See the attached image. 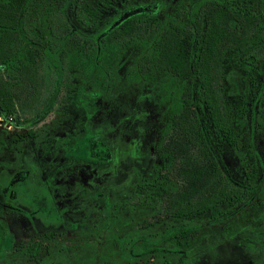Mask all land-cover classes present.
<instances>
[{"label":"trees","instance_id":"1","mask_svg":"<svg viewBox=\"0 0 264 264\" xmlns=\"http://www.w3.org/2000/svg\"><path fill=\"white\" fill-rule=\"evenodd\" d=\"M72 1L0 0V115L16 117L29 110V123L49 112H67L76 90L83 92L89 82L111 79L112 70L100 61L104 49L121 53L140 46L137 73L170 75L177 84L178 100L159 148L166 161L155 167L152 177L140 180L133 196L135 206L148 203L164 216V230L146 232L148 224L155 222H138L131 232L137 238L133 244L155 245L141 240L148 233L164 235L174 247L185 248L201 226L192 218L220 219L231 207L228 204L239 206L250 194L241 192V186L253 187L247 180L237 183L227 176L219 158L224 148L236 150L239 139L233 126V105L225 96V66L236 61L248 70L260 69L264 0H181L163 19L134 10L101 38L114 18L86 21ZM73 64L78 67L75 75ZM80 69H84V77ZM78 76L80 86L75 83ZM87 132L75 138L76 144L64 143L59 149L75 159L83 158L92 167L100 157V164H109L110 147L96 140V130ZM73 160L66 165H73ZM35 188L46 195L38 179ZM51 198L54 213L57 207ZM107 205L110 217L108 199ZM135 206L131 220L135 219ZM118 219L109 223L114 229L122 225ZM44 247L42 241H34L26 251L39 260Z\"/></svg>","mask_w":264,"mask_h":264},{"label":"rangeland","instance_id":"2","mask_svg":"<svg viewBox=\"0 0 264 264\" xmlns=\"http://www.w3.org/2000/svg\"><path fill=\"white\" fill-rule=\"evenodd\" d=\"M127 1L128 4L150 2ZM180 1L161 0L162 9L158 18L163 19L171 13ZM72 2L74 9L86 21L110 16L123 5L121 0ZM140 54L141 47L137 45L128 47L121 53L104 49L100 61L103 66L112 70L111 79L101 78L99 83L89 82L83 92L76 90V97L68 112L63 111L64 109L49 112L37 121L33 126L36 133L34 138L25 137L27 140L22 143L15 140L16 133H25L29 128L26 119L29 110L20 113L21 116L16 115L12 124L7 121L0 123V173L3 169L12 173L31 165L42 184L44 179L53 176L51 189L59 200V210L62 211H56L62 215L61 218H51L46 224L38 218L42 214L32 218L21 211L0 206V234L2 235L3 229L6 231L3 244L0 245V264H141L145 260H149L151 264H178L177 256L170 253L163 256L161 251L147 253L151 247L147 248L140 241L135 245L129 242L131 235L128 231L134 225L160 217L148 203L138 206L140 208L132 215H135L134 220L127 216L129 206L125 205L122 213L119 210L122 204L136 203L133 197L137 191L136 185L140 180L143 182L152 177L155 167L166 161L159 153V148L167 121L178 100L177 84L170 75L159 73L149 76L137 73ZM73 66L71 71L75 75L74 68L78 72V67L77 64ZM79 71L80 76L84 77V69L83 72L81 69ZM80 76L75 81L78 86ZM224 78L225 96L233 105V125L240 137L237 151L228 148L222 151L223 165L236 180L241 179V167L248 173L255 174L257 194L250 204L232 215H223L220 219L199 217L197 222L201 225L200 231L193 243L185 249L191 256L186 259V264L192 260L195 264H225L222 256H226V253L222 251L230 247L233 251L237 250L236 238L229 240V237L252 234L257 225L254 215L258 213V203L262 201L264 58L259 70H248L236 61H228ZM90 89L94 93L100 90L101 97H89ZM82 100H85L83 104ZM87 112L91 114L88 116ZM86 119L92 122L95 129L99 125L103 128L102 133L112 150V156L106 161L110 162L107 165L98 163L92 167L83 158H78L69 166L66 165L72 161L69 154L62 156L57 150L63 138L66 141V138L80 135L78 132L83 129ZM18 148L21 149L19 153ZM53 170L55 173L51 175ZM35 183L36 180H31L28 184L30 190H35ZM40 187L41 185L38 186ZM93 188L104 194L100 203L90 202L87 198L76 203V192L80 189L90 192ZM105 196L118 207L117 217L122 222L118 229L109 224L112 216L108 217ZM129 196L133 198L130 199ZM21 203L26 212L31 208L33 211L38 208L45 212L41 208L45 202L40 199L33 202V207L28 202L21 200ZM125 215L129 219L127 225L123 223ZM94 223H98L100 228L94 227ZM158 229L160 228L149 229V232H156ZM99 230L100 233L97 232ZM49 236L54 241L51 250L47 249L46 254L45 247L48 244L51 246L50 243L47 244ZM34 240L42 241L45 246L36 261L26 251L27 246ZM134 252L146 254L138 258L129 256Z\"/></svg>","mask_w":264,"mask_h":264},{"label":"flooded vegetation","instance_id":"3","mask_svg":"<svg viewBox=\"0 0 264 264\" xmlns=\"http://www.w3.org/2000/svg\"><path fill=\"white\" fill-rule=\"evenodd\" d=\"M122 2V7L113 12V14H111L110 16H112L114 19L112 22H109V24L106 26L107 28L112 25L118 18H120L122 15L128 13V11L132 10V11H136V12H147V13H153V14H159V12L162 9V2L161 0H154L153 2H137L135 4H128L127 0H121ZM117 13L118 14V18H117ZM105 28V30L107 29ZM104 30V31H105ZM103 31V32H104ZM100 91H95V93L93 91L88 92V96L90 97H101L100 95ZM85 100H82V104ZM73 105V103H70L67 105V112L69 111L70 107ZM91 114V113H90ZM87 112V115H90ZM1 120L0 123L2 121H7L10 122V124H12V121L14 120L15 117H10L7 118L3 115H0ZM37 122H29L27 123V127L28 130L25 133H16V139L18 141H21L19 143H22V141H26L27 138H34V136L36 135L33 126L36 124ZM234 126V125H233ZM83 129L79 130L78 134L80 135H74L73 138H66V141L63 138V141L61 142V146L64 143H69V144H76L78 141L75 139L76 137H80L81 135L85 136L88 134V130H96V140L99 141V143H102V145L104 146H109L107 139L105 138V135H103L102 130L103 128L100 127L98 129H95L92 126V122H90L89 119H86L84 124L82 125ZM238 132V131H237ZM82 133V134H81ZM239 134V132H238ZM65 136V135H64ZM25 137H27L25 139ZM240 137V136H239ZM16 142V141H15ZM238 144H239V139H238ZM61 146H59L57 148L58 152L62 154V156L64 155V153H62L63 151L61 149H59ZM111 149V146H109ZM225 149V148H224ZM222 149V151L224 150ZM238 149V146H237ZM234 150V151H237ZM21 149L18 148L17 152L19 153ZM232 150V149H231ZM222 151L220 152V158H219V162L221 164L222 169L224 170L225 174L227 176H229L232 180L236 181L237 183L243 182V180H247L246 182H250V184L253 187H246V186H241L240 190L241 192H245L248 191L250 192V194L248 195V197L246 199H244V202L242 201L241 205L237 206L236 204L230 203L228 204L231 207H228L224 210V214L228 216L229 214L232 215L234 213H237L239 210L245 208L248 204L251 203L252 199L256 196L257 194V185H256V179L255 178V174L253 173H248L247 171H245L244 167H241V169H239V174L241 176L240 180H236L232 175H230L228 173V171L225 169V166L223 165V159H222ZM67 155V153H66ZM112 156V154L110 155V157ZM71 159H75L73 155L70 156ZM106 158V159H110ZM78 159V158H76ZM82 159V158H81ZM101 157L100 158H95V162L100 163L101 162ZM83 160V159H82ZM243 169V170H242ZM55 173V171H51V175H53ZM40 180L36 173H34V170L32 169L31 165H28L27 168L25 169H17L12 173L7 172L6 170H2L0 173V206H6L7 208H11L12 210L15 211H21L27 215H29L32 218H35V216H38L39 214H42L40 217H38L41 221H43V223H46L48 221H51V218H54L55 220L59 219L62 217L61 214H58V212L56 213L57 210H59V200L56 198L55 193L53 192V190L51 189V184L53 185L54 183V177L50 176L47 177L46 180L44 179V187L46 191V195H44L43 192H39L36 188L34 191L30 190L28 184L31 182V180ZM41 181V180H40ZM42 182V181H41ZM245 182V183H246ZM27 184V186H20V184ZM67 188V187H66ZM65 188V189H66ZM89 189V188H87ZM68 191V189H67ZM263 193H262V201L260 203H258V213L256 215H254L255 220L257 225L255 226L256 228H254L252 234H240L237 237L235 236H230L229 240L232 238H236L237 242H236V247L237 250H231L230 248L222 251L226 253V256H222V260L224 261L225 264H264V189H262ZM91 192V193H90ZM90 192H85V189L82 190L80 189L78 192H76L77 196H76V203H81L83 201H85V199H89L88 201L90 202H99L100 203V199L103 197V193L101 191H99V189H95L93 188L92 190H90ZM67 193H65L66 195ZM55 198V207H57V209L55 210V212L53 213V208L50 206L52 204V198ZM42 201H44L45 203L41 206H43V210L45 212H42V210H39L38 208L35 209L33 211V209L31 208L30 211L26 212L25 210H23V207L21 206V200L23 202H28L29 206L35 205L36 202V198H38ZM126 197H128V194L126 193ZM132 196H129V198L131 199ZM106 198V196H105ZM239 197H237L238 199ZM31 203V204H30ZM113 202L110 200V205H109V209L113 207L112 209V220L117 219V205L112 204ZM126 206L130 207V210H128V214L127 216L129 217L132 208L135 206L133 202H128V204H122V206L120 207V212L122 213V211L124 210ZM142 206V205H141ZM136 209L140 208L138 206ZM42 208V207H41ZM231 209V211H230ZM227 210V211H226ZM60 212H62L61 210H59ZM229 212V213H228ZM222 215V216H223ZM162 215H160V217L157 220H151L152 222H155V225H150L148 224V228L146 229V232H149V229L153 230L156 229L157 227H159L160 229L156 230V232L160 233L164 230V216H162L163 218H161ZM204 218H209V217H204ZM203 218V219H204ZM214 218V217H213ZM200 219V218H198ZM198 219L197 218H192L191 221L194 222L195 224H198ZM212 219V218H211ZM158 221V222H157ZM4 223V221H2ZM148 222V221H147ZM124 223L125 225H127V223H129V219H127L126 215L124 216ZM211 223V222H210ZM215 223V222H214ZM209 224V223H208ZM122 226V225H121ZM120 226V227H121ZM5 227V224H4ZM94 227L96 228H100L98 226V223H94ZM119 227V228H120ZM118 229V228H117ZM160 230V231H159ZM200 231V230H199ZM98 233H100V230L97 231ZM132 232V228L128 231V233L131 235L129 238V242L131 245H133V240L137 239L135 236H133L131 234ZM199 233V232H198ZM198 233H194V238L192 240V242L190 244H187L185 248H176L174 247V245H172L169 241H166V238L164 237V235L158 234H148L146 233V235L141 238L142 241H144L146 244H149L150 242H154L153 244L157 245L155 247V245H150L147 246V248L151 247V250H149V252L147 253H151V252H155V251H161V253H163L162 255H166L168 253H170L173 256H177L178 258V264H186V259L190 258L191 256L188 255V251L185 250L188 246H190L193 241L195 240L196 236ZM6 235V231L3 229L2 230V235L0 234V245L3 244V240L5 238ZM50 237V236H49ZM52 237V235H51ZM48 238L47 240V244L48 243H52V241H54L52 238ZM118 240V239H117ZM117 240H115V243L117 242ZM34 241H39V240H34ZM46 241V240H45ZM160 242H162L163 244L160 245ZM234 244V243H233ZM130 246V245H129ZM128 246V247H129ZM51 246L48 244V246L45 247V252L47 254V249L51 250L50 248ZM155 248V249H154ZM132 251V250H131ZM43 252V251H42ZM146 254V252H143V254L141 253H132L129 256L138 258L141 257V255ZM31 258V257H30ZM33 260H35L34 258H31ZM36 261V260H35ZM148 261L149 264H151V262L149 260H145ZM191 261V260H190ZM170 263V261H168ZM213 262H210L208 264H212ZM142 264V263H141ZM188 264V263H187ZM189 264H195V261L192 260Z\"/></svg>","mask_w":264,"mask_h":264},{"label":"water","instance_id":"4","mask_svg":"<svg viewBox=\"0 0 264 264\" xmlns=\"http://www.w3.org/2000/svg\"><path fill=\"white\" fill-rule=\"evenodd\" d=\"M130 13H132V10L128 11V13H126V15H122L120 18H118L112 25H110L100 36L99 38L105 36L107 33H109L112 29H114L116 26H118L122 19L125 18L126 16H128Z\"/></svg>","mask_w":264,"mask_h":264}]
</instances>
